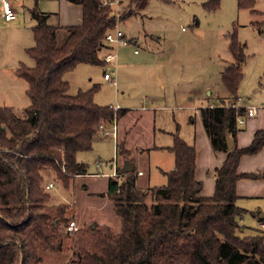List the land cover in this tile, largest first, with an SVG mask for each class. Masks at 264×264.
I'll return each instance as SVG.
<instances>
[{
    "label": "trees",
    "instance_id": "1",
    "mask_svg": "<svg viewBox=\"0 0 264 264\" xmlns=\"http://www.w3.org/2000/svg\"><path fill=\"white\" fill-rule=\"evenodd\" d=\"M69 1L82 7L79 25L52 26L49 14L32 10L35 46L27 53L35 64H21L16 71L28 86L26 118L19 117L14 108H0V264H41V250L60 253L67 239L74 251L67 264H264V235H237L242 229L239 221L248 214L264 222L261 213L237 205L241 179H264V171L238 172L243 156L263 149L264 129L255 133L249 146H238V119L245 116V110L229 105L239 98L248 56L236 32L230 34L234 62L222 71L229 99L201 109L213 149L226 153L225 162L214 172V195H201L196 148L180 136L178 126L174 143L167 149L175 159L174 169L166 174L167 184L139 188L133 165L127 172L117 166L120 180L109 177L103 197L113 203L121 222L118 233L99 224L68 232L76 216L70 213V205L50 203L43 173L52 170L66 188L73 178L86 176L87 165L77 160L78 153L92 150L99 126L111 128L126 112L97 104L94 97L99 86L69 94L70 84L64 77L82 64H106L102 52L114 49L106 42L107 34L118 22L137 14L131 7L118 13L116 0ZM132 2L138 7L141 0ZM237 3L239 9L264 16L255 8L257 0ZM219 6V0L204 4L209 12ZM251 26L264 34V21H253ZM62 31L66 36L59 44ZM227 137L234 141L231 149ZM125 144L117 141L118 157L124 160L130 156Z\"/></svg>",
    "mask_w": 264,
    "mask_h": 264
},
{
    "label": "rangeland",
    "instance_id": "2",
    "mask_svg": "<svg viewBox=\"0 0 264 264\" xmlns=\"http://www.w3.org/2000/svg\"><path fill=\"white\" fill-rule=\"evenodd\" d=\"M9 1L17 18L6 22L0 17V108H14L19 117L26 118L25 109L30 105L26 93L28 86L17 77L16 71L21 64L28 67L35 64L27 53L35 46L33 27L36 20L32 10L37 8L49 14L48 23L61 27L74 16V4L69 0ZM132 1L116 0L114 4L118 13L128 11L130 7L137 12L117 24L126 43L111 44L114 48L111 52H102L103 60L109 53L114 59L103 65H79L64 77L70 84L71 95L99 86L94 97L97 104L129 108L124 120L127 129L124 140L130 156L125 160L118 157L115 135L98 134L92 150L77 155V160L87 165L88 173L98 176H77L66 188L52 170L43 173L45 185H53L48 190L50 203L70 205V213L76 216L78 227L106 225L116 233L121 230V222L115 215L113 203L107 196L103 197L110 180L101 174L110 171L111 175L113 171L109 167L112 163L116 167L133 165L137 172L144 173L137 179L139 188L167 184L165 173L174 169V154L155 147L167 146L178 132L175 127L171 133H165L171 120L165 118L164 113L180 118L186 113L185 106L192 104L201 109L210 104L220 105L222 98L227 102L229 94L222 84V71L234 62L230 50L233 32L247 46L248 60L238 91V96L244 99L241 103L258 107L264 103V34L258 35L251 26L253 21H264V16L239 9L237 0H219L218 10L212 12L207 11L204 4L215 0H141L138 7L133 6ZM255 8L264 14V0H257ZM64 36L65 31L58 35L59 44ZM107 73L112 76V81L105 79ZM197 93H202L203 98L202 95L197 97ZM152 95L160 96L157 102L153 101L157 107L168 108L162 112L163 117L159 116L161 112L139 111L151 106ZM109 130L113 132V126ZM189 132L184 139L179 131L187 143L191 142L188 138L193 134L191 129ZM246 204L254 206L255 203ZM239 223L244 230L238 229L240 237L264 235L258 228L257 217L248 214ZM73 256L70 239L65 241L60 253L40 251L41 264H67Z\"/></svg>",
    "mask_w": 264,
    "mask_h": 264
},
{
    "label": "crops",
    "instance_id": "3",
    "mask_svg": "<svg viewBox=\"0 0 264 264\" xmlns=\"http://www.w3.org/2000/svg\"><path fill=\"white\" fill-rule=\"evenodd\" d=\"M120 3L122 4V1H120ZM72 8H73L72 11L74 12V16L72 17L71 20L70 19L67 20V22L65 23L67 25H62L61 27L76 26L75 23H79L82 20V15H83L82 7L80 5L74 4ZM0 17L2 16L0 15ZM254 32L256 33L257 31L254 29ZM201 95L202 93L196 94L197 97ZM210 95L211 94H209V96ZM156 96L152 95L153 100L149 108L142 107L139 111L148 112L149 114H152L155 112H161L159 116L163 117L162 112L167 111L168 108L157 107L154 103L157 102L160 96L158 97ZM201 98H203V95L201 96ZM153 101L155 102L153 103ZM222 101L226 102V98H222L221 102ZM210 106L211 104L209 105V107ZM214 106H217V105H214ZM241 107L243 108L255 107L258 109V114L255 117L247 118L246 124L240 127V131L237 134V144L240 148H244V147L249 146L252 143L255 133L257 131L264 129V103L262 104L261 107L241 103ZM201 109L197 108L196 105H192V104L189 106H185L183 110H185L186 113L181 114L180 118H177L174 116L172 117L164 113L165 118L168 117V119L171 120L170 125L166 128L167 130H164V131L166 134H168V133H171V131L174 130L175 127L177 129V127L179 126L181 134L184 139H186L185 135H187L190 129L193 131L192 136L191 137L189 136L188 140L191 139V142L189 144L194 145L196 148V178L199 181H201L203 184V190H202L201 195L203 197L210 198L214 195L215 189H216V180H215L214 172L218 168H220L225 162L226 153L218 152L213 149L210 138L208 136V133L203 123ZM122 110H124L126 113L117 120V125H116L117 126V141L119 142H120V139L125 141L124 138H126L125 134L127 133V129L124 125V120L128 116L127 112L129 111V108H126V109L122 108ZM245 115H246V112H245ZM155 119H156L155 121H157L158 117H156ZM190 133L191 132H189L188 134ZM173 143L174 141L173 142L170 141V143L167 146H157L155 147V149L156 150L161 149V148L168 149L172 147ZM115 167L116 166L112 163L109 167V170L111 169V171H113ZM263 171H264V147L256 155H245L241 158L240 165L238 168V172L240 174H254V173L256 174V173H260ZM167 173H165V175ZM109 174H110V171L102 173L101 176L109 178L111 177ZM87 175L96 177L99 174L88 173ZM140 176H144L143 171H138L137 177H140ZM115 178L120 180L122 178V175H118ZM145 186H147V184H145ZM237 195L239 197L237 200L238 206L252 213H258V214L261 213V218H264V215H263L264 213V179H241L237 184ZM250 202L255 203L254 206H248L246 204ZM251 207H256V208H251ZM259 225L260 224H258V228L260 229ZM240 226L242 227V232H243L244 231L243 226L241 224Z\"/></svg>",
    "mask_w": 264,
    "mask_h": 264
},
{
    "label": "built area",
    "instance_id": "4",
    "mask_svg": "<svg viewBox=\"0 0 264 264\" xmlns=\"http://www.w3.org/2000/svg\"><path fill=\"white\" fill-rule=\"evenodd\" d=\"M1 3V16L2 18L6 21V22H13L16 20L17 15L16 12L14 11V9L12 8L10 1L9 0H0ZM107 5V3H106ZM114 30H118V25H116V27L107 34L106 36V42L108 43L109 46H111V44L114 43H126V39H125V35L121 32V31H117L115 34L113 33ZM113 50V49H112ZM112 50H109L110 52ZM114 59V56H112L110 53L106 55L105 57V62H109L110 60ZM105 79L108 81H112V76L110 74H105ZM243 101L242 98H238V100L234 103L229 105L231 108L234 109H241L243 107H241V102ZM211 108L215 107L214 105L210 106ZM115 111L121 109L119 106L114 107ZM246 112V115L243 117H240L238 119V124L239 126H244L246 124V120L247 118H251V117H255L258 114V109L255 107L252 108H243ZM117 124L115 123L113 125V132H110L109 128H106L104 125L99 126V134H103L104 136H108L110 134L115 135V137L117 138ZM119 174L117 173V167L114 168L113 173L110 175L111 177H116ZM52 184L48 185L47 188L51 189L52 188ZM260 230L264 233V222H260ZM78 229V226L76 224V222H71L69 227H68V232L72 233L74 231H76Z\"/></svg>",
    "mask_w": 264,
    "mask_h": 264
},
{
    "label": "water",
    "instance_id": "5",
    "mask_svg": "<svg viewBox=\"0 0 264 264\" xmlns=\"http://www.w3.org/2000/svg\"><path fill=\"white\" fill-rule=\"evenodd\" d=\"M110 3H113V1L111 0ZM227 142H228V148L229 149L233 148L234 141L230 137H227ZM132 170H133V166L127 165V166L124 167V171L125 172L132 171Z\"/></svg>",
    "mask_w": 264,
    "mask_h": 264
}]
</instances>
